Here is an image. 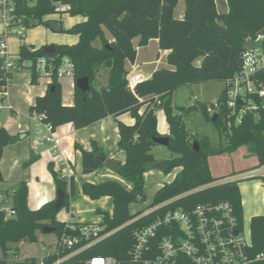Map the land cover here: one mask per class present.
<instances>
[{
  "label": "trees",
  "instance_id": "1",
  "mask_svg": "<svg viewBox=\"0 0 264 264\" xmlns=\"http://www.w3.org/2000/svg\"><path fill=\"white\" fill-rule=\"evenodd\" d=\"M54 1L70 6L69 14L82 16L85 21L71 27L67 32L79 37L75 45H56V52L46 53V47L36 48L21 45L18 56L21 60H36L39 57H69L75 69L74 104L66 106L62 101V87L58 79L49 86L45 96L38 97L31 113L45 115V121L54 128L72 123L75 128L88 127L104 118H119L129 114L133 125L118 121L120 139L117 152H125L126 159L117 172L121 181L108 180L102 183L86 182L82 193L96 201L109 197L113 201V213L100 211L105 233L111 234L100 242L71 255L60 264H86L94 257H113L120 264H133L132 250L135 245L134 231L153 223L159 216L175 210L190 211L198 205H215L228 202L243 225V202L238 183L217 184L226 177L212 175L209 158L216 154L233 153L247 146L264 164V113L260 117L246 116L240 125L227 124V109L218 114L217 121L207 113L210 102L176 107L172 104L175 92L186 85L223 81L239 73L240 57L249 36L264 30V0H226L228 10L220 12L218 0H185L186 10L182 19L175 17L180 0H37L32 6L22 0L19 10L26 17L28 27L40 25L43 18L55 14ZM112 36V40L106 37ZM139 38V47L150 40H158L162 50L169 51L167 63L172 69L160 68L150 79L138 83L134 90L128 86L127 63L134 64L137 49L134 40ZM100 41V46L95 42ZM201 60L200 64H196ZM102 68L109 71L107 86L98 82ZM89 79V90L83 91L76 82ZM37 76L33 75L32 83ZM5 84L3 62L0 59V86ZM54 87V91H52ZM219 99L222 101L225 96ZM160 103V104H159ZM162 109L169 126L168 150L171 159L164 160L163 172L169 175L174 169L178 174L165 183L156 193L148 210L158 207L149 214L145 211L130 213V207L147 200L145 174L157 162L152 154L154 139L158 132L157 111ZM202 112L209 121L224 132L225 144L213 147L207 138L196 139L186 128L185 117L193 112ZM22 136L13 137L0 126V164L5 148ZM198 141V150L193 142ZM76 149L82 153V172L85 175L101 171L107 159L103 150L95 143L92 151ZM39 156L32 152L30 165ZM58 191L66 193L63 208L70 209V198L77 194L74 179L61 178L49 166ZM4 181L0 168V183ZM10 189L15 190L12 209L16 216L6 219L0 212V264H54L60 256L78 251L81 247L65 251L60 256L50 253L38 261L27 258L8 261L9 252L19 253L21 242L35 243L45 227L55 228L57 240L66 228L65 222L57 220L61 210L55 201L44 204L38 210L29 208L28 185L19 182ZM142 216V217H141ZM253 247L250 255L256 258L264 249V216L252 219ZM165 234L160 230L158 240ZM252 264H264L255 261Z\"/></svg>",
  "mask_w": 264,
  "mask_h": 264
},
{
  "label": "built area",
  "instance_id": "2",
  "mask_svg": "<svg viewBox=\"0 0 264 264\" xmlns=\"http://www.w3.org/2000/svg\"><path fill=\"white\" fill-rule=\"evenodd\" d=\"M32 6L37 0H27ZM22 0H0V59L3 62L5 84L0 86V96L8 95L12 84L13 74L18 71H27L31 78L37 76L44 80L48 87L55 79H74L75 69L72 60L64 56L60 59L42 56L36 60H21L18 54L8 51V38L17 34L23 38L28 28L26 17L19 10ZM56 13H68L70 6L54 1ZM247 41L253 45L246 46L241 54V68L239 73L227 79L225 96L222 101L210 103L206 107L209 115H218L227 109V124L240 125L246 116L258 118L264 113V30L255 36H249ZM133 72H129L128 86L132 90L143 81L142 76L133 79ZM160 104V103H159ZM34 122L33 152L37 155L44 146L56 144L54 126L45 121V115L31 113ZM66 172L61 177L70 181L73 178L71 165L63 163ZM260 179L264 190V164L246 172H237L232 176L220 180L217 184L238 183L240 181ZM14 189H4L0 183V212L6 219L16 216L12 209ZM9 204V206H7ZM156 208L148 210L142 216L149 214ZM141 216V217H142ZM66 228L56 242V249L50 253L60 256L65 251L81 247L78 251L60 256L54 264H60L71 255L80 252L108 237L111 232L105 233L100 224H79L65 222ZM160 230L165 234L158 243ZM135 245L132 250L133 264H252L255 261H264V249L256 256L251 257L253 247L252 233L245 232L244 225L240 226L232 205L221 202L215 205H198L190 211L175 210L165 216L158 217L153 223L134 231ZM0 257H2L0 253ZM10 262L22 261L19 253L9 252L7 259ZM86 264H120L113 257H94Z\"/></svg>",
  "mask_w": 264,
  "mask_h": 264
},
{
  "label": "crops",
  "instance_id": "3",
  "mask_svg": "<svg viewBox=\"0 0 264 264\" xmlns=\"http://www.w3.org/2000/svg\"><path fill=\"white\" fill-rule=\"evenodd\" d=\"M185 10L181 11L182 18L185 15ZM106 37L112 40V36L109 33H106ZM78 42L79 37L77 36V39L71 42V44L75 45ZM152 43L157 45V49L153 55L147 52ZM134 45L137 49L136 62L134 64L127 63L126 65L127 70L133 72V79H137V76L140 75L143 80H147L160 68L172 69L167 63L169 51L160 49L158 40H150L147 46L139 47V38H137L134 40ZM65 79L71 80V78L59 80L62 87V101L64 105L72 106L74 104L75 81L70 82L68 89H64L62 81ZM108 79L109 71L106 81L102 86H107ZM48 88L46 81L37 79L36 83H32L29 72L18 71L13 74L8 95L6 97L0 96V126L5 128L13 137L22 136V139L8 145L4 150L0 164L4 179L1 186L4 189H9L13 185L25 181L29 189L28 206L32 210H38L44 204L55 201L58 196V190L49 166L52 165L54 171L61 177L62 172H66L67 170L66 167L64 168L63 163H68L71 165L74 174V185L78 195L70 198L68 216H63L62 213H59L57 220L60 222L71 221L79 224L99 223L103 220L100 211H105L104 209H99L98 202L93 201L82 193V187L86 182L98 184L108 180L121 181V179L117 176V173L111 172L106 167L94 174H83L82 153L76 149V145H79L83 150L92 151V144L95 142L103 150L107 159L112 158L120 161L122 164L126 159V154L125 152H117L120 139L118 121L133 125L135 120L129 114H125L119 118L109 116L81 129L75 128L72 123L61 125L57 127L55 132L56 144L41 147L37 154L39 156L38 160L27 165L33 152L34 140V122L31 119V108L35 106L38 97L46 95ZM3 112L4 122H1ZM158 132L160 134L159 129ZM161 132L160 136H168V123ZM257 165H259L258 159L254 168ZM229 176L222 177L228 178ZM96 210L99 212V215L96 214ZM56 242L54 243L56 244ZM23 243L18 244L19 249ZM51 243V245L54 244L53 242Z\"/></svg>",
  "mask_w": 264,
  "mask_h": 264
},
{
  "label": "rangeland",
  "instance_id": "4",
  "mask_svg": "<svg viewBox=\"0 0 264 264\" xmlns=\"http://www.w3.org/2000/svg\"><path fill=\"white\" fill-rule=\"evenodd\" d=\"M185 7V0H180L175 11V17L177 19H182L181 11L185 10ZM218 8L220 12L227 11L228 5L226 0H218ZM83 21H85L84 17L72 16L69 13H55L45 16L40 25L28 27L24 32L23 38L17 34L9 35L7 41L8 51L9 53L16 55L19 53L21 45L33 46L36 48L52 44L73 45L71 42L77 39L76 35L67 32H53L48 28L47 24L49 22H58L62 25L64 31H68L71 27ZM1 30L2 28L0 27V34ZM245 43L246 46L253 45V42L251 41ZM100 45V41L95 42V46ZM156 49L157 45L152 43L147 52L148 54L153 55ZM200 62L201 60H198L196 64H200ZM107 75L108 70L102 68L97 77L101 86L102 84L104 85ZM73 81V79L63 80L62 85L64 89H68L70 87V82L72 83ZM225 86L226 85L223 81H212L208 83L183 86L175 92L172 104L176 107H186L206 102L215 103L223 96ZM157 121L158 129L160 134H162V129L167 125L166 116L162 109L157 111ZM185 123L187 131L196 139L203 140L207 138L215 148H218L221 144H225L224 132L220 131L212 121H209L204 113L198 111L191 113L189 116L185 117ZM152 154L159 162L173 157V154L168 148L159 145L153 147ZM256 162V156L247 146H244L233 153H223L211 156L209 165L214 177L219 178L222 176H229L239 171L246 172L249 169L254 168ZM178 172L179 169H174L169 175H167L163 171L150 167L145 174V193L147 200L133 204L130 207V213L134 214L140 211L147 212L160 187L167 182H171ZM238 186L243 202V225L245 232L248 235L251 230L252 219L257 216H264V190L260 179L240 181L238 182ZM77 195L78 194L74 196ZM95 202H98L97 205H99V209H104L106 213H113V201L110 198H103L100 201L96 200ZM7 206H9V204H7ZM59 213H62L63 216H68V209L63 208ZM96 214L99 215L97 210ZM56 240V233H39L37 242H24L20 245L19 259L24 260L35 257L38 261H41L48 252H53L56 249V244L54 243ZM51 242L54 244L51 245Z\"/></svg>",
  "mask_w": 264,
  "mask_h": 264
},
{
  "label": "water",
  "instance_id": "5",
  "mask_svg": "<svg viewBox=\"0 0 264 264\" xmlns=\"http://www.w3.org/2000/svg\"><path fill=\"white\" fill-rule=\"evenodd\" d=\"M48 28L51 29L53 32H61L63 29L62 25L58 22H49L47 24ZM56 52V45L52 44L46 47V53L48 54H53ZM76 85L83 91H88L90 86H89V79L88 78H83L79 79L76 82ZM54 87H52V91H54ZM218 115H214L213 117V122L217 121ZM1 122H4V112L2 113V120ZM154 142L156 145L163 146V147H168L169 146V138L168 137H163V136H158L154 139ZM198 142L195 141L193 143V147L198 150ZM121 165V162L115 159H106L104 161V166L110 170L113 173H117L119 170V167ZM151 168L158 169L160 171L164 170L165 163L164 161H157L154 164L150 166ZM66 203V193L64 191H58V196L56 199L55 207L58 210H62L64 205ZM55 232V228H52L50 226H47L44 228L43 233L44 234H51Z\"/></svg>",
  "mask_w": 264,
  "mask_h": 264
}]
</instances>
